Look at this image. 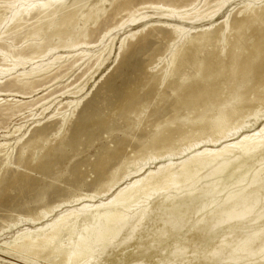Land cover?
Masks as SVG:
<instances>
[{
  "label": "bare ground",
  "instance_id": "bare-ground-1",
  "mask_svg": "<svg viewBox=\"0 0 264 264\" xmlns=\"http://www.w3.org/2000/svg\"><path fill=\"white\" fill-rule=\"evenodd\" d=\"M133 53H141L134 79L103 89L78 116L113 64ZM83 67L76 82L48 91V83ZM34 93L37 99L25 100ZM24 110L26 121L0 139V204L28 197L0 217L6 228L25 225L0 240V264L50 256L59 264H98L116 248L125 259L132 243L131 254L142 249L138 233L154 217L166 212L164 227L177 218L176 230L186 214L175 217L178 205L198 199L204 206L225 189L208 228L251 220V194L264 192V0H0V124ZM85 152L93 157L69 166L68 154ZM65 174L68 190L51 198ZM262 232L233 245V258ZM223 239L210 253L227 247ZM258 253L263 263L264 243L246 256Z\"/></svg>",
  "mask_w": 264,
  "mask_h": 264
},
{
  "label": "rangeland",
  "instance_id": "rangeland-1",
  "mask_svg": "<svg viewBox=\"0 0 264 264\" xmlns=\"http://www.w3.org/2000/svg\"><path fill=\"white\" fill-rule=\"evenodd\" d=\"M118 36L116 37V40L114 41V44H115V47H114V50L112 52V56L110 58V61L108 62V66L111 64L112 62V59H114V56L117 54L118 52V48H119V41H118ZM21 42L18 41L17 42V45H20ZM98 45H100V43H98ZM100 47V46H99ZM135 54V55H134ZM134 59V61H133ZM141 60V53L139 54H136V53H133V54H130L129 56L126 57V59H122L119 63H115L113 64V66L110 68V71H108L106 73V76H104L101 81H99V83L95 86L94 88V91L92 92V94L86 98L85 100H83V102L81 103V105L79 106L78 108V112H77V115L81 114L82 112L80 111V109L82 110L83 106L84 105H87V103H91V102H95L97 100V97L101 96V95H104L103 94V89H106V90H109V89H119L121 88L122 86L121 85H125L128 83V81L130 82V80L132 81L134 79V72L136 70V65L137 63ZM126 60V61H125ZM125 61V62H124ZM128 61V62H127ZM130 61H132L130 63ZM133 62H134V65H133ZM136 63V64H135ZM124 64H126L124 66ZM128 64V66H127ZM123 65V66H122ZM118 68H114V67H117ZM114 68V69H113ZM84 67L79 69V70H76L75 73L71 76H66L65 79L63 78L62 80L60 81H55L54 83L53 82H50L47 84V86H51L50 89L48 91H50L51 89H60L62 87H64L65 85H68V84H72L74 82H76L79 78V76L82 74V71H83ZM117 70V71H115ZM124 70V71H123ZM133 70V72H132ZM112 71V72H111ZM115 71V72H114ZM128 71V72H127ZM122 72V73H121ZM125 72V73H124ZM118 75H117V74ZM133 73V74H132ZM123 74H125L124 76H122ZM111 75V76H110ZM115 76V77H114ZM116 76H117V79H116ZM133 76V77H131ZM96 77L98 78V74H96ZM108 77L110 79V82L109 83V80H108ZM113 77V79H115L114 81H112L113 79H111ZM71 78V79H70ZM122 81H121V80ZM128 79V80H127ZM106 82V83H105ZM108 82V83H107ZM115 82V83H114ZM120 82V83H119ZM104 83V84H103ZM116 83L118 84H121V85H117ZM94 84V79H92V81L89 82V84L87 85V88H91V86ZM102 84V86H101ZM114 84V85H112ZM99 85V86H98ZM104 85L106 87H104ZM109 85V86H108ZM113 86V87H112ZM120 86V87H119ZM99 87L100 90H97ZM101 87V88H100ZM97 88V89H96ZM102 89V90H101ZM97 91V92H96ZM101 91V92H100ZM97 94H96V93ZM100 92V93H99ZM108 92V91H107ZM46 93V92H45ZM99 93V95H98ZM33 95V96H32ZM34 94H28V95H24V98H26L25 100H29V99H37L38 96ZM93 95V97H92ZM97 95V96H95ZM108 95V94H106ZM29 96V97H28ZM32 96V97H31ZM116 96V95H115ZM35 97V98H34ZM96 99H95V98ZM105 97V96H104ZM20 98H23V96ZM28 110H24L23 113H20L19 115H17V117H13L11 119H8V118H4L2 121H1V124H0V139L2 138V134L3 132L7 131V130H10L13 128V126L17 123H20V122H25L26 121V116L28 115ZM25 113V114H24ZM77 115L75 117H73V120H72V124H74V121H75V118L77 117ZM78 115V116H79ZM19 116V117H18ZM78 118V117H77ZM70 123V124H71ZM30 123L27 124V126H29ZM2 129V130H1ZM140 132L138 131L137 134H139ZM105 134V135H104ZM109 138V139H108ZM102 139L104 140V142H109L110 145L112 144L113 145V142L111 141L112 138L107 134V133H103L102 134ZM130 144H134V141L130 142ZM17 150V151H16ZM16 150L14 151L13 153V158L16 159L17 155H18V146H16ZM94 151V148L91 149ZM71 159L69 161V166L70 165H73L75 162L81 160V158H92L93 156H90L89 153L85 152L81 155H78V156H71V153L68 154ZM262 156V153L260 152L256 157H261ZM75 157V158H74ZM74 158V159H73ZM258 159V158H256ZM250 165L253 166V163L252 162H249L247 164V167H249ZM258 165V162L256 164V166ZM57 169V166L53 167L52 170L53 172ZM39 174V175H38ZM32 177L38 181H41V182H48V181H51V177L50 175H43L42 173H37V172H33L32 174ZM94 177V174H90L87 176L86 178V181L89 183L91 182V180L93 179ZM49 178V179H48ZM63 181H59V182H56L55 183V192H50L51 193V198H53L56 193H60L61 191H66L68 190V187H69V183H71L72 179L71 177L68 175V174H65V176L63 177L62 179ZM61 182V183H60ZM63 183V184H62ZM68 185V186H67ZM230 189H233L230 188ZM236 189L238 188H235L234 190L236 191ZM228 191V189H225ZM223 190V192H221V194H217L215 196L212 197V194L210 195V197H206V201L204 202V204H208V205H204L205 206V209L204 210H200V208H204V206L200 205L201 203H199L198 199H192V200H189V201H185V203H182V205H178L180 208H178V210L175 211V214L176 215L175 217H179V215L182 213V210H185V215H184V219H180L179 221V224L178 223H175L177 224L178 226V229L175 230V228L173 227V223L177 220L176 219H173V221L169 224H166V226L164 227L162 224V219L166 214V212H164V214H160L156 217H154L152 219V222L149 221V223L146 224V228L144 230H141V232L138 233V237L140 240L139 242H143L144 244H141L142 246V249L139 251V255L138 254H131L132 251L135 250V245L132 243L131 247H130V253L127 252V257L125 259H122V254L123 252L125 253V251H122L120 250L121 248H116V249H109L110 251H108L104 256L102 255L101 258H100V261L98 262V264H132V261L133 259L135 258H140L141 259V262L142 264H210V262L212 264H260L262 263V261L260 260H263L260 258L261 254L258 253L257 255H255L254 257H252L250 260L248 259V256H246V252H250L253 250L254 251H259L260 247L262 246V244L264 243V233L257 238V239H254V241L252 240L249 244V249L246 251V249H243L241 250L242 252L238 253L237 254V258L234 259V255H236L235 253L233 254L232 252H230V248L237 244L238 242H243L244 239H248L251 234L255 231V229H262L264 228V220L261 219L263 217H261L262 215H264V192H260L258 194V196H256L254 193L253 195L251 194V199H254L255 202H256V207L253 209L252 213L251 212V216L249 214L248 217H252L251 220L249 218H246L241 222L239 223H231V225H228L226 226L223 225V226H216L214 228H208V225H209V221L211 220L210 216H212L214 213L217 212L218 214V211H220L221 207L222 206H219L220 204L218 203H221L223 198L225 197V193L226 191ZM225 191V192H224ZM224 193V194H222ZM263 193V194H262ZM219 195V196H218ZM215 197V198H214ZM28 197H18L15 201H9V198H7L5 200V202H3L2 204H0V217L2 216H10L12 214H15L14 212H12L11 210H9L10 206H14V205H22L24 203V201L27 199ZM210 198V199H209ZM222 198V199H220ZM261 198V199H260ZM209 199V200H208ZM258 199V200H257ZM213 200V201H212ZM221 200V202H219ZM192 201V202H191ZM211 201V202H210ZM216 201V203H215ZM218 201V202H217ZM259 201V202H258ZM214 202V203H213ZM194 203V204H193ZM212 203V204H211ZM184 204V205H183ZM188 204V205H187ZM190 205V206H189ZM197 205V206H196ZM258 205V206H257ZM185 206V207H184ZM186 206L188 207V209L186 208ZM201 206V207H200ZM214 206H216L214 208ZM219 206V207H218ZM191 207V208H190ZM197 207V208H196ZM207 207V208H206ZM209 207V208H208ZM212 207V208H211ZM260 207V208H259ZM214 208V209H213ZM257 208V209H256ZM263 208V209H262ZM260 209V210H259ZM199 210V211H198ZM206 210V211H205ZM259 210V211H258ZM179 211V213L177 212ZM11 212V213H10ZM214 212V213H213ZM261 215H259L258 213ZM206 213V214H205ZM203 214V221L198 225V224H195V222H197V220H199ZM168 215V214H167ZM260 217H258V216ZM256 216L258 217V220L256 218ZM158 217V218H157ZM196 217V218H195ZM199 218V219H198ZM254 218V219H253ZM249 219V220H248ZM256 219V221H253V220ZM250 221V222H249ZM258 221V222H257ZM150 222H151V225H150ZM154 222V223H153ZM183 222V223H181ZM204 222V223H203ZM252 223H255V224H252ZM1 224V223H0ZM24 223H20L19 225L17 226H11V227H7L5 226V224H2L0 225V240H6V239H10L15 233L16 231L18 230V228H21V227H24L25 225H23ZM149 224V225H148ZM153 224V225H152ZM156 224V225H155ZM195 224V225H194ZM259 224V225H258ZM263 224V225H262ZM169 225V226H168ZM245 225V226H244ZM151 229H150V227ZM156 226V227H155ZM171 226V227H170ZM194 226L196 227V229L194 228ZM262 226V227H261ZM5 229L4 231H2V228ZM5 227V228H4ZM182 227V228H181ZM205 227V228H204ZM218 227V228H217ZM258 227V228H257ZM153 228V229H152ZM163 228V229H161ZM203 228V229H202ZM230 228V229H229ZM245 228V229H244ZM9 229V230H8ZM149 229V230H148ZM159 229V230H158ZM211 229V230H209ZM251 231H250V230ZM181 230V231H180ZM191 230V231H190ZM144 231V232H142ZM147 231V232H146ZM152 231V233H150ZM155 231V232H153ZM205 231V232H204ZM237 231V232H236ZM171 232V233H170ZM188 232V233H187ZM149 233V234H148ZM164 233V234H163ZM186 233V234H185ZM204 233V234H203ZM232 233V234H231ZM154 234V235H153ZM223 234V235H222ZM227 234V235H226ZM250 234V235H249ZM150 235V236H149ZM220 235V236H219ZM161 236V237H160ZM166 236V237H165ZM192 236V238H191ZM224 236V237H222ZM232 236V237H231ZM249 236V237H248ZM136 237H137V234H136ZM180 237V238H179ZM200 237V238H199ZM154 238V239H153ZM212 238V239H211ZM225 239L226 241V244H227V247L225 248H222L221 250L217 251L218 254H212L210 253V250L212 249V247H214L215 245H218V244H221V243H218V241L220 239ZM231 238V239H229ZM145 239V240H144ZM223 239V240H224ZM238 239V240H237ZM212 240V241H211ZM161 241V242H160ZM176 241V242H175ZM216 241V242H215ZM232 241V242H231ZM151 242V244H150ZM186 244L185 246L183 245ZM188 243V244H187ZM194 243V244H193ZM252 243V244H251ZM146 244V245H145ZM175 244V246H173ZM179 244V245H178ZM152 245V246H151ZM230 245V246H229ZM251 245V246H250ZM151 246V247H150ZM173 246V247H172ZM175 247V248H174ZM179 247V248H178ZM182 248H185L186 250L190 251V250H197V252H192L187 254L185 257L184 256H180L178 252H180V250H182ZM252 250H251V249ZM259 248V249H258ZM154 249V250H153ZM177 249V250H176ZM208 249V250H207ZM210 249V250H209ZM257 249V250H256ZM137 250V249H136ZM205 250V251H203ZM226 250V251H225ZM230 250V251H229ZM250 250V251H249ZM142 251V252H141ZM151 252V253H150ZM174 252V253H173ZM176 252V254H175ZM207 252V253H206ZM209 252V253H208ZM216 252V253H217ZM244 252V253H243ZM122 253V254H121ZM121 254V255H120ZM131 254V255H130ZM154 254V255H153ZM196 254V255H195ZM230 254L233 255L231 256L232 258H230ZM108 255V256H107ZM130 255V256H129ZM134 255V256H133ZM138 255V256H136ZM207 255V256H206ZM209 255V256H208ZM211 255V256H210ZM259 255V256H258ZM107 256V257H106ZM145 256V257H144ZM180 256V257H179ZM216 256V257H214ZM222 256V257H221ZM225 256V257H224ZM246 256V257H245ZM103 257V258H102ZM134 257V258H133ZM182 257V258H181ZM196 257V258H195ZM228 257V258H226ZM51 258V259H50ZM132 258V259H131ZM169 258V259H168ZM204 258V259H202ZM244 258V259H243ZM254 258V260H253ZM50 259V260H49ZM54 259V260H53ZM171 259V260H170ZM191 259V260H189ZM193 259V260H192ZM216 259V260H215ZM222 259L224 260L222 262ZM228 259V260H227ZM231 259V260H230ZM233 259V260H232ZM247 259V260H246ZM59 258H54L53 256H50L48 257L47 261L45 260H39L37 261V263L35 264H59L58 262ZM131 260V261H130ZM208 260V261H207ZM212 260V261H211ZM230 260V261H229ZM238 260V261H237ZM130 261V262H129ZM210 261V262H209ZM226 261V263H224ZM229 263H228V262ZM231 261H234V262H231ZM240 261V262H239ZM109 262V263H108ZM112 262V263H111ZM173 262V263H171ZM186 262V263H185ZM199 262V263H198ZM219 262V263H217ZM23 264H27V263H23ZM30 264V263H28ZM264 264V262L262 263Z\"/></svg>",
  "mask_w": 264,
  "mask_h": 264
}]
</instances>
